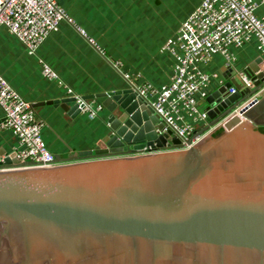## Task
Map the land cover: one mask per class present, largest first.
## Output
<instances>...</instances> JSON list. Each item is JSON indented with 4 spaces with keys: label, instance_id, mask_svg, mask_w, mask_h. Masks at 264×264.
Here are the masks:
<instances>
[{
    "label": "water",
    "instance_id": "1",
    "mask_svg": "<svg viewBox=\"0 0 264 264\" xmlns=\"http://www.w3.org/2000/svg\"><path fill=\"white\" fill-rule=\"evenodd\" d=\"M241 73L255 87L227 75L189 148L130 86L96 95L111 115L91 152L0 160V264H264V94L211 130L264 57Z\"/></svg>",
    "mask_w": 264,
    "mask_h": 264
},
{
    "label": "crops",
    "instance_id": "2",
    "mask_svg": "<svg viewBox=\"0 0 264 264\" xmlns=\"http://www.w3.org/2000/svg\"><path fill=\"white\" fill-rule=\"evenodd\" d=\"M57 1L72 21H62L33 54L0 26V72L44 122L42 136L54 157L67 158L94 150L107 129L111 112L96 95L131 86L115 62L119 61L137 84L161 87L171 80L175 59L161 47L202 0ZM258 13L264 15V5ZM256 45L253 39L232 49L237 62L231 74H227L230 68L219 54L201 68L225 80L227 75L237 76V69L259 56ZM44 63L58 74L57 80L43 74ZM218 86L212 82L209 91ZM68 88L87 100H96L103 109L96 117H89L71 101ZM199 106L207 108L205 99L199 100ZM3 117L0 107V156L7 158L20 144L11 130L1 127Z\"/></svg>",
    "mask_w": 264,
    "mask_h": 264
},
{
    "label": "built area",
    "instance_id": "3",
    "mask_svg": "<svg viewBox=\"0 0 264 264\" xmlns=\"http://www.w3.org/2000/svg\"><path fill=\"white\" fill-rule=\"evenodd\" d=\"M264 0H202L180 24L176 35L168 38L162 51H168L175 59L171 80L161 87L150 83H134V76L121 69L119 61L114 66L130 82L133 90L142 97L154 114L164 123V130H172L181 140V148H189L202 135H193L207 123L208 110L201 109L200 99H206L212 82L218 85L225 79L217 73L204 71L201 66L222 55L228 68H235L237 56L233 48H240L253 39L257 41L259 55L264 57V15L258 10ZM72 21L68 12L57 0H0V26H5L25 46L29 54L35 53L44 40L59 29L62 21ZM84 33V30L80 28ZM94 43L93 39H90ZM237 76L244 89H253L255 79L241 73ZM43 74L58 79V74L46 63ZM61 83L60 80H58ZM230 93L236 91L230 87ZM69 97L75 100L79 110L89 117H96L103 109L96 100H87L67 89ZM264 94V85L248 95L211 130L237 113L243 118V111ZM0 107L4 117L3 129L11 130L18 138L20 147L15 157L20 161H33L32 166L54 165L55 157L43 136L44 122L36 117L32 104L15 90L0 72ZM191 140V143H189ZM154 147L145 146L142 153L153 152ZM4 158L0 156V160Z\"/></svg>",
    "mask_w": 264,
    "mask_h": 264
},
{
    "label": "trees",
    "instance_id": "4",
    "mask_svg": "<svg viewBox=\"0 0 264 264\" xmlns=\"http://www.w3.org/2000/svg\"><path fill=\"white\" fill-rule=\"evenodd\" d=\"M260 129L262 130V131H264V127H260ZM219 133V131L216 133V134H218Z\"/></svg>",
    "mask_w": 264,
    "mask_h": 264
}]
</instances>
